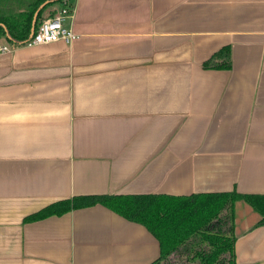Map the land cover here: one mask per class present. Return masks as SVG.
I'll list each match as a JSON object with an SVG mask.
<instances>
[{
	"label": "crops",
	"instance_id": "crops-1",
	"mask_svg": "<svg viewBox=\"0 0 264 264\" xmlns=\"http://www.w3.org/2000/svg\"><path fill=\"white\" fill-rule=\"evenodd\" d=\"M70 4L75 41L0 52V264H156L159 240L103 204L28 218L76 197L264 195V0ZM225 48L230 68H207ZM248 206L236 264H264Z\"/></svg>",
	"mask_w": 264,
	"mask_h": 264
},
{
	"label": "trees",
	"instance_id": "trees-1",
	"mask_svg": "<svg viewBox=\"0 0 264 264\" xmlns=\"http://www.w3.org/2000/svg\"><path fill=\"white\" fill-rule=\"evenodd\" d=\"M64 1L0 0V41L7 39L13 46L25 45L31 39L33 20L39 7L49 2L39 13L38 22L47 8ZM230 63V49L225 48L206 62L205 66L228 69ZM237 201H244L260 215V221L253 228L264 226V195L237 192L185 197H76L54 203L28 219L34 221L52 215H63L99 203L150 230L160 242V258L156 264L169 263L174 253L182 254L183 248L193 251L199 245L200 248L195 251L193 258L198 259L201 264H236L233 221ZM227 222H230V228L224 231ZM203 244H207L209 249L205 250Z\"/></svg>",
	"mask_w": 264,
	"mask_h": 264
},
{
	"label": "built area",
	"instance_id": "built-area-1",
	"mask_svg": "<svg viewBox=\"0 0 264 264\" xmlns=\"http://www.w3.org/2000/svg\"><path fill=\"white\" fill-rule=\"evenodd\" d=\"M59 6L57 4L49 7L37 23V29L31 35V39L25 44L27 46H41L56 42L70 44L78 38L72 28L65 25V21L72 16L70 0H65ZM16 46L0 44L1 53H11Z\"/></svg>",
	"mask_w": 264,
	"mask_h": 264
},
{
	"label": "rangeland",
	"instance_id": "rangeland-1",
	"mask_svg": "<svg viewBox=\"0 0 264 264\" xmlns=\"http://www.w3.org/2000/svg\"><path fill=\"white\" fill-rule=\"evenodd\" d=\"M27 1V0H26ZM13 5V4H12ZM58 5V7L59 6H62L61 4H57ZM14 6V5H13ZM53 6V5H52ZM9 7H12V6H9ZM51 7V6H50ZM243 205H245L244 203H243ZM248 207H250V206H248ZM251 208V207H250ZM255 213V217L257 218V217H259V214L257 213V212H254ZM234 222V221H233ZM230 222H227L226 223V225H225V230L224 231H228V229L230 228ZM200 248V245L199 246H197V247H195L194 249H193V251H197L198 249ZM203 248L205 249V250H208L209 249V247L207 246V244H203ZM171 262V263H170ZM163 264H190V263H188V261L186 260V258L185 257H182V255H181V257H174V258H172L171 260H169V263H163Z\"/></svg>",
	"mask_w": 264,
	"mask_h": 264
},
{
	"label": "water",
	"instance_id": "water-1",
	"mask_svg": "<svg viewBox=\"0 0 264 264\" xmlns=\"http://www.w3.org/2000/svg\"><path fill=\"white\" fill-rule=\"evenodd\" d=\"M49 2H46L45 4L41 5L39 7V9L36 11L35 16H34V20H33V27H32V33L35 31V27L38 23V15L41 12V10L48 4Z\"/></svg>",
	"mask_w": 264,
	"mask_h": 264
}]
</instances>
